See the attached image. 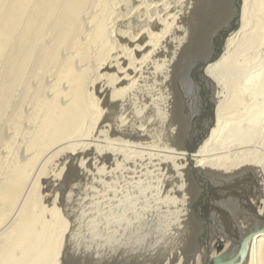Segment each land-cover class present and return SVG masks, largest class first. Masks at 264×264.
I'll return each mask as SVG.
<instances>
[{
    "label": "bare ground",
    "instance_id": "obj_1",
    "mask_svg": "<svg viewBox=\"0 0 264 264\" xmlns=\"http://www.w3.org/2000/svg\"><path fill=\"white\" fill-rule=\"evenodd\" d=\"M198 1L0 0V264H125L140 249L135 264L177 261L194 212L183 168L246 194L243 234L264 223V0H207L231 30L204 65L196 128L187 72L217 48L192 55L215 15ZM233 205L218 223L240 236ZM243 264H264V234Z\"/></svg>",
    "mask_w": 264,
    "mask_h": 264
},
{
    "label": "rangeland",
    "instance_id": "obj_2",
    "mask_svg": "<svg viewBox=\"0 0 264 264\" xmlns=\"http://www.w3.org/2000/svg\"><path fill=\"white\" fill-rule=\"evenodd\" d=\"M224 1V0H223ZM223 1H221L220 2V4L222 5V2ZM200 2V3H199ZM225 2V4H227V2H228V0H225L224 1ZM197 4H198V6H197V8L198 7H201V8H199V9H201V10H203V9H205V11H207L208 13H212L213 15H214V17L212 18V20H211V22H210V25H209V22H208V25H207V27H205L206 26V24L205 23H202L204 20H202V24L200 23L199 24V28H198V31L200 32V34H197L198 36V38H196L197 39V43L195 42V47L196 48H194V52L195 53H193L192 55L194 56L196 53H198L199 51H201V50H203V49H205L207 46H209L210 44L209 43H211V39H213V37L218 33V30L221 28V26H222V23H221V19H219L220 18V12H221V10H217V8L218 9H220V4H218V6L216 7L215 5H212V6H209V5H207L206 6V4H207V0H199L198 2H197ZM205 5V6H204ZM223 6V5H222ZM204 7H206V8H204ZM211 9H210V8ZM213 7V8H212ZM214 7H216V8H214ZM207 9V10H206ZM208 9H210L211 10V12H209L210 10H208ZM215 10V11H214ZM204 11V10H203ZM214 11V12H213ZM216 12V13H215ZM219 12V13H218ZM205 14H206V12H204ZM207 13V14H208ZM206 14V15H207ZM218 14V15H217ZM209 15V14H208ZM212 16V15H211ZM218 16V17H217ZM211 18V17H210ZM209 18V19H210ZM205 19H206V16H205ZM209 19H206V21L207 20H209ZM214 19V20H213ZM218 19V20H217ZM220 20V21H219ZM225 21V20H224ZM205 25V26H204ZM211 26V27H210ZM203 27V28H202ZM206 28H208V30L205 29ZM204 29V30H203ZM202 33V34H201ZM197 44V45H196ZM206 45V46H205ZM197 46H199V48H197ZM191 55V56H192ZM189 57L190 59L189 60H187V58H186V60H185V62H184V64H185V66H184V68L190 63V60L192 59V57ZM189 61V62H188ZM185 74H186V72H185ZM187 74H188V72H187ZM244 76V75H243ZM178 76L176 75V79H177V81L174 79L173 80V82L174 81H176V82H174L173 83V87L172 88H174V87H176V90H177V88L179 89V91L181 90V85H182V77H180V74H179V77L177 78ZM239 78V77H238ZM241 79H242V77H241ZM241 79L239 78V80L241 81ZM243 80V79H242ZM244 82V81H243ZM242 82V83H243ZM190 83V82H189ZM175 84H176V86H175ZM206 87V86H205ZM189 86L187 85V83L185 84V91H184V99H185V101H186V103H187V105L189 106V109H188V112L189 113H191L192 115V117H193V119H192V122L190 121V123L192 124V126H194V127H196L195 126V119H196V116L199 114V113H202V116L204 115V114H206L207 115V113L209 112V109H208V107H209V105H208V103L207 102H209L208 100L209 99H203L204 97H201L202 96V93H201V96L199 97H197V99L193 96V95H191V92H189ZM173 90V89H172ZM201 92V91H200ZM208 93V92H207ZM212 94V93H211ZM208 95V94H207ZM206 98V97H205ZM261 98V97H260ZM260 98H256V99H258L256 102L257 103H261V102H264V100H262L263 99V96H262V98L260 99ZM187 99V100H186ZM255 99V100H256ZM202 100V101H201ZM262 100V101H261ZM261 101V102H260ZM200 102H202V103H200ZM204 102H206L207 103V105L204 103ZM244 103V102H243ZM248 102L247 101H245V103L244 104H242L240 107L242 108L241 109V111L242 110H245V109H248V107L247 106H249L250 107V105H248V104H250V102L247 104ZM245 104H247V105H245ZM194 105V106H193ZM195 105H196V107L197 108H195ZM203 105V106H202ZM246 106V107H245ZM214 107V106H213ZM208 109L207 111H205L206 109ZM202 109V110H201ZM214 109H215V107H214ZM213 109V110H214ZM202 111V112H201ZM206 112V113H205ZM206 115H204L203 116V118L201 117V119H203V120H205L206 119ZM205 118V119H204ZM264 121V120H263ZM263 121H261V122H263ZM244 126V125H243ZM245 128H246V125L244 126ZM197 128V127H196ZM263 163H261V165H264V161H262ZM262 167H264V166H262ZM185 171L187 170L186 168H183ZM184 170H182L181 169V177H179V182H178V187L180 188V191H182V192H180L179 193V195H181V194H183V196H181V197H183L185 200H187L188 201V203H186L188 206L187 207H189V209L191 210L192 209V211H194V212H191V216L189 217V220H190V222H189V229H191L190 231H189V229H188V233L186 234V236H184V241L182 242V245H183V249L184 250H179L180 251V253H177L178 254V258L176 259L177 261H167L166 259L164 260H162V262H161V264H201L202 263V259H203V256L205 255V251H206V249H207V246H206V244H200V245H198V240H199V235L197 234V231L199 230V225L198 224H200L199 223V220L201 221V219L197 216V214H196V210H195V202H196V200H197V198L199 197V196H204L205 194H207L208 192H206V189L204 188V185H207L205 182L206 181H202V180H199V181H201L200 183L199 182H196L195 183V181L192 179V178H190V174H188L187 172L188 171H186V173H185V171ZM184 172V173H183ZM183 174H185V178L183 177ZM189 176V177H188ZM182 177H183V179H182ZM193 177V176H192ZM181 178V179H180ZM188 179H190V180H188ZM183 182V183H185V184H180L181 183V181ZM187 180V181H186ZM209 180V190H210V193H209V197L208 198H206L207 199V201L205 200V199H203L204 201H203V203L204 204H206L207 206L206 207H208V209L211 211V213H212V215H210V218H212L211 220H212V225H216L214 222L215 221H221L222 220V218H221V216L223 215L222 214V210L225 208L226 209V207H229V205H232V206H234L233 204H235V206H236V204H237V208L240 210V212L238 211H235V213H238V214H240V215H237L236 216V214H234L236 217H237V221H241L240 223H241V225L244 223V225L243 226H241V231H242V234H243V231H244V229H247L248 227H250V226H252L253 225V220H251V217H250V210L249 211H247L243 206L241 207V209H240V206L239 205H241V202H242V199L241 198H245V196H246V194L244 193V192H242V190H239L237 187V189H234L233 187H231L230 185H222L221 183H219V182H216V181H211V179L209 178L208 179ZM194 181V182H193ZM197 181V180H196ZM190 182V186L188 185V183ZM203 182V183H202ZM192 183H195L196 185H195V187L193 186V184ZM199 183V184H198ZM202 183V184H201ZM214 183V184H213ZM221 184V185H220ZM144 185H146V184H144ZM181 185H182V188L185 190V191H183L182 190V188H181ZM202 185V186H201ZM193 186V187H192ZM199 186V187H198ZM201 186V187H200ZM145 187V186H144ZM189 188H191V189H189ZM197 190H200V192H198V191H196V189ZM225 188V189H224ZM187 189V190H186ZM179 190V189H178ZM188 190H190V191H188ZM193 190H195V191H193ZM235 192H234V191ZM239 190V191H238ZM187 191L189 192L188 194H187ZM192 191V192H191ZM205 191V192H204ZM228 191H229V193H228ZM184 192V193H183ZM193 192H194V194H193ZM234 192V193H233ZM238 192V193H237ZM191 193V194H190ZM197 193V194H196ZM185 194V195H184ZM222 194V195H221ZM229 194V195H228ZM242 194V195H241ZM189 196V197H187V196ZM242 197H241V196ZM245 195V196H244ZM186 198H185V197ZM190 196H193V197H190ZM195 196V197H194ZM224 196V197H223ZM211 197V198H210ZM188 198H189V200H188ZM193 201V203H192V201ZM231 199V200H230ZM226 200V201H225ZM191 201V202H190ZM207 203H206V202ZM238 201H239V203H238ZM171 204V202L169 203V204H167V207H166V209L168 210V207H169V205ZM239 204V205H238ZM227 205V206H226ZM191 207V208H190ZM213 209H214V211H213ZM242 210H244L243 212H242ZM249 212V213H247V212ZM219 213H220V215H219ZM216 214V215H215ZM214 217V218H213ZM242 217V218H241ZM167 218H168V220L169 221H171V218H170V216L169 215H167ZM243 219V220H242ZM232 221V220H231ZM89 223H87V227L89 226V225H91V224H96L97 223V219L96 220H89L88 221ZM243 222V223H242ZM89 224V225H88ZM191 224H193V226L191 225ZM218 224H220V223H218ZM196 225H198V227H194V226H196ZM245 226V227H244ZM218 227V226H217ZM221 227H222V225H221ZM242 227H244V229L242 228ZM85 228V227H84ZM220 228V227H219ZM192 229H194V231H192ZM197 229V230H196ZM196 230V231H195ZM212 230L213 231H211V233L212 232H215V231H217V229H216V227H214V228H212ZM189 232H191L190 234H191V236H190V234H189ZM189 234V235H188ZM193 234V235H192ZM189 236V238H187L188 240H186L187 241V243L185 242V237H188ZM195 238H194V237ZM194 238V239H193ZM165 239V238H164ZM191 239V240H190ZM196 239V240H195ZM211 242L209 243L211 246H209L210 248H211V255H213L212 257H214V256H216V246L217 245H219L221 242H222V250H225V249H231V250H235V245L234 246H232L231 245V243L229 242V241H222V239L218 236V235H213V238L210 240ZM158 243L159 242H161V241H157ZM157 243V248H158V245H160V244H158ZM233 244H235V240H234V243ZM190 245V246H189ZM197 245V246H196ZM214 246V247H213ZM160 247H161V245H160ZM191 247V248H190ZM189 248V249H188ZM159 249V248H158ZM165 249V248H164ZM188 249V250H187ZM192 249H194L193 251H192ZM189 250L191 251V252H189ZM165 251V250H164ZM182 251H183V253H182ZM186 251V252H185ZM132 252V251H131ZM130 251H129V253H131ZM138 252L140 253H138V254H134V253H132V256L129 254V257L128 256H124V257H126V258H128V262L127 263H125V264H133V261H134V264H135V261H136V257H140V258H137L138 260H139V262L140 261H143L144 259H142V255H141V253H142V249H140V250H138ZM154 253H155V257H157V258H159V256H166V254H164V252L163 251H161L160 249L158 250V251H154ZM127 254V253H126ZM185 255V257H184V255ZM189 254V255H188ZM128 255V254H127ZM136 257H135V256ZM137 255H139V256H137ZM210 255V256H211ZM130 256L131 257H133V261H132V258H130ZM189 256V257H188ZM134 257H135V260H134ZM154 257V258H155ZM187 257V258H186ZM180 258V259H179ZM131 259V260H130ZM141 259V260H140ZM156 259V258H155ZM130 260V261H129ZM137 260V261H138ZM185 260V261H184ZM136 261V262H137ZM154 261H156V260H154ZM179 261V262H178ZM155 264H158L157 262H154ZM154 263H151V264H154Z\"/></svg>",
    "mask_w": 264,
    "mask_h": 264
},
{
    "label": "water",
    "instance_id": "obj_3",
    "mask_svg": "<svg viewBox=\"0 0 264 264\" xmlns=\"http://www.w3.org/2000/svg\"><path fill=\"white\" fill-rule=\"evenodd\" d=\"M231 30L230 22L226 19L223 21L221 28L218 30L216 38L211 39L210 45V53H213L216 48L215 55H209V57H204V59L201 60H195V62L191 63L190 68L188 69V75H187V85L189 86V92H191V95H193L196 99L197 97L201 96V93L203 96L208 99L207 96V80H205L203 75V68L206 63H209L211 61H214L219 54L221 53V48L223 46V42L225 39V36L228 34V32ZM197 58H200L199 56ZM190 82V83H189ZM206 86V87H205ZM201 91V92H200ZM194 106V105H193ZM196 108V105H195ZM199 114L196 116V120L199 119ZM198 135H190L188 138V141L185 144V149L187 151H195L199 143L205 136L197 137ZM204 188L208 192L204 196H199L195 202L196 207V214L201 219L199 221V230L197 231V234L199 235L198 245L200 244H206L207 249L205 251V255L203 256L202 263L201 264H243L247 252L249 250V246L251 243V240L253 237L264 234V223L259 225H254L250 228V230L247 231V233L242 234L240 236L237 235V233L233 232H226L222 229V227L219 226L218 221H215L216 225H212V220L210 218L211 212L206 207L207 205L203 203V199H206L209 197V183L207 185H204ZM214 211V209H213ZM229 219H224V221H228ZM231 222V220H230ZM229 224V222L227 223ZM254 224V223H253ZM218 226V227H217ZM216 227L217 231L214 233L211 231L212 228ZM220 227V228H219ZM226 227V226H225ZM228 228V227H227ZM237 227H234L236 229ZM229 230L231 228H228ZM238 229V228H237ZM218 235L222 241H229L232 246L235 245V250L232 253H228V251H222V242L216 246V256L210 257L211 255V248L209 247L210 240L213 238V235ZM236 239L235 244L234 240ZM228 250V249H227ZM185 261V260H184Z\"/></svg>",
    "mask_w": 264,
    "mask_h": 264
}]
</instances>
